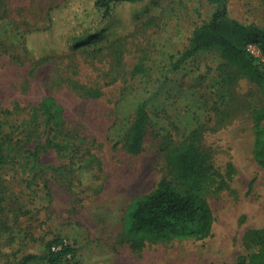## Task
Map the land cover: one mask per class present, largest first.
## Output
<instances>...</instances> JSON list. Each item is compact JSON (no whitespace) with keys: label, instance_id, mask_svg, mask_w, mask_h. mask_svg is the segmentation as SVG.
I'll use <instances>...</instances> for the list:
<instances>
[{"label":"rangeland","instance_id":"1","mask_svg":"<svg viewBox=\"0 0 264 264\" xmlns=\"http://www.w3.org/2000/svg\"><path fill=\"white\" fill-rule=\"evenodd\" d=\"M93 3L0 0V128L8 148V163L0 165V222L10 228L0 238V264L42 256L55 237L77 249L79 264H249L253 248H245L244 234L264 230V167L252 158L251 121L264 98L213 51L187 60L166 80L162 75L216 6L122 3L99 22ZM226 4L229 17L264 28V0ZM75 11L90 14L92 29L103 26L68 50L63 44L73 27L62 25L77 23ZM139 63L144 72L132 78ZM161 82L148 103L143 149L130 155L119 125ZM47 96L63 108L67 140L52 139L48 126L29 121L31 107ZM193 131L212 166L199 192L212 216L210 234L133 237L127 223L136 202L172 179L165 139L178 143ZM50 138L62 148L42 146Z\"/></svg>","mask_w":264,"mask_h":264},{"label":"trees","instance_id":"2","mask_svg":"<svg viewBox=\"0 0 264 264\" xmlns=\"http://www.w3.org/2000/svg\"><path fill=\"white\" fill-rule=\"evenodd\" d=\"M145 0H94L93 7L99 14V22L109 18L115 8L122 3H137ZM215 5L214 12L201 24L197 25L187 40L183 50L171 56V62L162 72L164 80L170 72L176 71L189 59L199 53L213 51L219 54L225 63L234 68L236 73L254 84L264 98V68L246 51L248 45L259 49L264 58V28L255 23L245 24L229 17L226 0H206ZM74 16L77 23L71 20L63 21L62 27L70 28L69 36L63 46L68 50H75L79 43L91 37L99 26L92 29L90 14ZM71 18V19H74ZM74 21V20H73ZM103 26V25H102ZM103 28V27H102ZM93 41V40H91ZM142 63L136 64L131 71V77L142 74ZM162 82L143 100L134 111L132 119L127 120L125 126L115 118L114 127L118 124L122 131V144L130 155H137L143 149V141L149 124L148 103L159 92ZM29 121L39 125L41 122L48 126L52 139L61 135L64 138L63 108L53 97L47 96L29 111ZM252 158L259 167H264V106L256 108L252 115ZM42 146L52 145L62 148L59 141L50 144V140ZM67 140V139H65ZM66 144L70 145L68 141ZM40 146H36L31 153L34 160L40 153ZM162 150L165 152L166 163L171 172V180H163L157 189L137 201L128 216V231L133 237L151 240L169 238L202 239L210 234L212 216L205 200L199 195L205 182L210 180L212 166L207 154L202 150L198 141L197 131H193L184 140L175 143L165 139ZM8 148L1 136L0 128V165L8 163ZM0 180V212L3 211V193ZM9 227L0 222V238ZM244 246L252 249L249 264H264V230H249L244 234ZM45 253L42 256L25 255L13 264H79L76 260L77 249L73 245L65 244L58 237L45 242Z\"/></svg>","mask_w":264,"mask_h":264},{"label":"built area","instance_id":"3","mask_svg":"<svg viewBox=\"0 0 264 264\" xmlns=\"http://www.w3.org/2000/svg\"><path fill=\"white\" fill-rule=\"evenodd\" d=\"M246 51L252 56L254 59H261V61L264 64V58L262 54L260 53L259 49L255 46L248 45L246 48Z\"/></svg>","mask_w":264,"mask_h":264}]
</instances>
